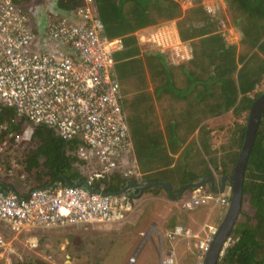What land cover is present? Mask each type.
<instances>
[{
    "label": "trees",
    "instance_id": "1",
    "mask_svg": "<svg viewBox=\"0 0 264 264\" xmlns=\"http://www.w3.org/2000/svg\"><path fill=\"white\" fill-rule=\"evenodd\" d=\"M13 1L32 14V9L36 10L34 23L43 32L50 22H57L63 15L88 5V0H47L48 4H40L38 8L29 4L32 0ZM95 1L103 4L100 17L118 27L121 34L118 36L124 40L125 73L120 79L116 70L119 62H116L112 77L118 85L122 107L138 116L131 117V137L141 170L146 173L145 179L165 180L173 186L174 192H179L181 187L213 174L209 162L215 169L222 167L223 176L233 173L246 136L249 110L264 93L263 82V90L251 95L264 78V0H227L232 22L239 21V46L227 43L219 31L221 24L200 5L202 0H194L196 4L186 9L184 15L177 0H93V4ZM173 19L180 38L192 50L189 60L177 64L170 61L166 51L139 42L140 31ZM36 33L40 31L36 29ZM9 113L10 109L0 103V123ZM228 114L232 125L226 129L227 137L223 140L220 135L226 123L220 119ZM214 117L220 119L211 126L209 122ZM141 119L144 124L139 132ZM19 122L22 121L16 118L8 120L9 129L19 132L22 129ZM183 122H186V131L177 136ZM195 128H199L197 140L201 145H196L191 137ZM34 136L43 138V142L38 146L25 144L20 149L26 153L29 168L42 166L50 172L51 178L59 173L67 174L72 183L81 177L77 170L68 172L72 162H83L77 153V142L75 153L66 150L67 144L75 140H57L44 126L34 127ZM3 138L0 136V140ZM163 148L167 152L162 151ZM151 154L154 157L151 158ZM180 156L184 163L176 177L157 171L165 165L172 166V160ZM109 179L106 176L96 183H104L106 192L119 191L126 185L123 177ZM1 183L0 188L8 190ZM240 216L231 242L217 264H264V114L245 167ZM16 264L30 262L24 258Z\"/></svg>",
    "mask_w": 264,
    "mask_h": 264
},
{
    "label": "built area",
    "instance_id": "2",
    "mask_svg": "<svg viewBox=\"0 0 264 264\" xmlns=\"http://www.w3.org/2000/svg\"><path fill=\"white\" fill-rule=\"evenodd\" d=\"M89 2L93 0L50 22L38 34L30 11L13 0H0V103L10 109L11 116L6 115L0 123V136H4L0 140V171L5 162L11 163L10 171L6 167L10 173L24 168L18 152L32 143L34 127L44 126L62 142L78 141L80 159L94 160L90 163L98 169V178L117 171L127 179L141 177L136 164L121 169L125 154L131 153L132 141L112 72L116 63L113 54L124 48V40L104 34L105 26ZM144 34L140 33V45L169 50L181 60L190 58L191 48L176 31L163 27L147 35L148 39ZM11 118L26 119L31 126L12 132L8 123ZM190 194L180 201L183 209L210 201L226 204L229 200L224 192L214 194L203 186ZM135 208L130 190L110 194L90 190L84 184L58 182L34 187L25 195L1 187L0 221L8 227L0 229V264H13L20 257L17 235L25 230L113 224L125 221ZM205 231V236L194 243L199 248L195 264H204L217 227L207 225ZM192 234L183 225L168 230L167 241H160L161 263L180 264L170 242L178 237L191 238ZM230 242L231 237L226 247Z\"/></svg>",
    "mask_w": 264,
    "mask_h": 264
},
{
    "label": "rangeland",
    "instance_id": "3",
    "mask_svg": "<svg viewBox=\"0 0 264 264\" xmlns=\"http://www.w3.org/2000/svg\"><path fill=\"white\" fill-rule=\"evenodd\" d=\"M48 1L47 0H32L29 4H32V6L36 5V7L39 8L40 4H43L44 2H48ZM181 4H187V3H181ZM92 6L94 8L95 13L98 14L97 16L100 17L99 14L102 12L103 4H100L99 2L95 1ZM32 11H33V16H34V12L36 10L32 9ZM182 14L184 15L183 11H182ZM183 15H181V16H183ZM100 19L105 26L104 34L106 36L114 37V36L121 35L118 32L119 31L117 29L118 27L113 26L107 18L103 19L100 17ZM225 23H226V20H225ZM235 23L236 24H234V26L238 27L239 21L236 20ZM168 25H169V23L165 22V23H162L161 26H158L157 29L152 27V28H147L145 30H142L145 33L144 34L145 39H148L147 35L154 34L156 31L161 30L163 27H167L171 31H175L174 29H172ZM140 33H141V31L139 32V37H140ZM125 35L126 34H124L122 36H125ZM143 49H145V47H143ZM125 55H127V53H126V51L123 52V50L115 52L113 54L114 60L116 62H119V65H116V70L119 72L120 79H122V77L124 76V73H125L124 72L125 64H123L124 61H122V59L125 58ZM261 83L262 84H258L256 86V88L251 92L252 96H254V94H256V92L263 90V82H261ZM125 110H126V114H127V118H128L129 127L131 130V126H130L131 117H138V116L132 114V112H129L126 108H125ZM229 116L230 115L228 114V115L221 117V121H224L223 122L224 124L226 123V125L223 128L224 130L222 131V133L220 135L221 136L220 139H223V140L226 139V137H227L226 129L230 125H232V122L230 124V122L228 121ZM248 117H249V113H248ZM241 121H244V120L241 119ZM143 124H144V120L141 119L139 124H138L139 125L138 126L139 132L142 131ZM212 124H213V122H212ZM21 126L26 127V126H31V125L29 124L28 121H26V119H23ZM150 129L154 130L155 128H154V126H150ZM42 140H43V138L34 136L31 145L38 146ZM218 143L219 142H217L216 144H218ZM74 146L75 145L73 143H68L66 146L67 147L66 150H72V152L75 153ZM162 151L167 152V150L165 148H163ZM156 154L157 153H154V155H156ZM154 155L151 154V158L154 157ZM23 156L25 158V164H23L24 168L21 169L18 177L21 180H23L24 183H27L28 181L34 182L37 178H42L43 176L50 174V172H48V170L42 166L40 168L35 167L34 169L29 168L28 164H27L26 153H24ZM182 159H183L182 156H180L179 159L176 157L175 159L172 160L173 166H168L169 165L168 164V165L164 166L165 168H158L157 171H159V173L164 174L165 176H168V177L171 176V178H174L181 172V165L184 163V162H182ZM90 162L94 163V160H90L89 162H86L85 164H80L78 162H72L71 166L68 169V172L70 173V172H72L73 169H76V170H78V172H80V174H83V171H86V175H90V174L94 175L98 169L96 167H94V165H92V163H90ZM208 164H209L211 170H213V172L215 170V173L217 174V176H221V173L223 171L222 167L215 169V168H213L214 166L210 162ZM6 169H8V168H6ZM22 173H25L24 178L21 177ZM159 173H154V175L159 174ZM4 174H6L4 177V178H6V176L10 173H8L6 170V172ZM111 175H114V173H110L107 176L110 177ZM120 176L125 178L123 174H120ZM102 178H104V177H102ZM135 178H137V177H135ZM98 179H100V178H98ZM98 179L94 178L93 183L95 186H97L98 189L103 190L106 185L102 182L96 183ZM1 184H3V183H1ZM158 193L161 195L162 191L159 190ZM224 193L226 194V196L228 198H230L231 194L228 191V189H226ZM152 194H153V191L149 189V190H146V192L143 194V196L140 199L133 198V201L136 202V208L129 215V217L123 222H118V223H113V224H102V225H98V226H97V224H94V225L87 226V227H85V226L81 227L82 225L81 226H76V225L70 226L71 228H75L78 230V233L74 232L73 234H74L75 238L79 239V242H71L72 244L68 243L67 244L68 248L65 251H63V253H61V254H54L52 252V254L47 257L44 264H160L159 256L161 257V245L159 243L162 239L165 241H167V240H166L165 236L162 237V235H161L160 240H159L157 233L154 231H151L150 236L154 240L153 241L152 239H150L148 237V233L150 230H152V229H150V227L152 228L154 226H160V228L163 231H165L164 227H163L165 221L162 222V218L159 217V215H157L158 208L159 209L161 208V206L163 205V202L161 200H157L155 198L148 199V196H152ZM142 198L143 199L145 198V200H141ZM227 207H228V204L218 205V206H216V208H213L209 204L204 205V206H198V207L193 208V209L197 210V211L193 212V214L196 217V219L200 220V222L202 221V219L204 221L208 217H209V219H212L213 221L217 222L218 220H220V218L222 216L224 217ZM179 208H180V206H179ZM158 214H159V212H158ZM153 221H154V223H153ZM237 222H239V221H237ZM160 223H162L163 225L162 224H161L162 226L159 225ZM171 223H174L173 218L168 220L167 226ZM0 226H2L4 228L8 227L7 224H5L1 221H0ZM94 226L98 227V229H99L98 232L96 231V227H94ZM218 226H219V224H218ZM67 228H69V227H66V228L62 227V228L57 229L56 231L57 232H60V231L66 232ZM193 229L195 231L198 230V228H193ZM91 230H94V232H91ZM113 231H115V232H113ZM116 231H118V232H116ZM25 232H27V230H25L22 233H20L19 235H17L18 240L20 239V237L22 238V236H24L26 234ZM80 236H82L84 238L81 239V238H79ZM71 239H72V237H71ZM188 241L189 240L180 241L176 246V254H177V257L180 261V264H195L197 261V255L199 253V248L197 246H195L194 240H193V243H191L190 247L187 248V245H188L187 242ZM155 243H157V244H155ZM170 243L171 244L176 243V239L171 240ZM55 247L57 248V246H55ZM70 247H72V248H70ZM165 247L167 248L166 245H165ZM76 248H78V249H76ZM22 249L25 253L27 251H29L30 254L32 255V257L35 256V254H39L35 250H31V249L27 250L24 248H22ZM22 249L17 248L18 251L19 250L21 251ZM32 251H34L33 254H32ZM69 255L71 257L76 256V259L71 260L69 258ZM131 256H135V260L130 263V257ZM24 257L26 260L25 255H24ZM33 264H37V263H33Z\"/></svg>",
    "mask_w": 264,
    "mask_h": 264
},
{
    "label": "crops",
    "instance_id": "4",
    "mask_svg": "<svg viewBox=\"0 0 264 264\" xmlns=\"http://www.w3.org/2000/svg\"><path fill=\"white\" fill-rule=\"evenodd\" d=\"M89 3L93 4V2H89ZM186 3L187 4H181V7H182L181 10L183 11V13H185L186 9L191 8V7H193L196 4L194 2V0H187ZM201 3L202 4H200V5H202L204 7V9L207 11V13L211 15V18L214 19V20H218L219 24H221L219 31H220V33L223 34V36H224L225 40L227 41V43L236 44V45L239 46L240 45V41H241V34H240V31H239V28L237 26H234L235 23H233L231 18H230L228 1L227 0H202ZM43 4H48V2H44ZM209 8H212L213 12L210 11ZM225 20H226V23H225ZM34 21H35L34 20V16H32V22H34ZM175 21L176 20L174 19V20L169 21L168 23L172 26V28L177 33H179L178 28H177V22H175ZM33 26H34V29H35V33H36V29H38V31H40V32L43 31L42 29H39L35 25V23H33ZM179 38H180V36H179ZM184 43H186V42H184ZM186 44H188V43H186ZM167 53H168V55H169V57L171 59L170 61L172 63H176V64L178 62L187 61V60H189L191 58V55H190L189 59H182L181 60V59L177 58L175 55L170 54L171 52H169V50L166 51V54ZM191 54H192V50H191ZM262 80H263L262 82H264V78ZM259 84H262V83H259ZM9 117H11V116L9 115ZM219 119H220V117H214V118H212V120H210L209 123L211 124V126H213L215 124V122L217 120H219ZM212 122H213V124H212ZM19 123H22V122H19ZM24 127L20 126V128H24ZM160 127L162 129H164V125H161ZM162 131L165 132V129L162 130ZM185 131H186V122H183V124L181 125L180 129L177 130L176 135L177 136H181V134L185 133ZM198 135H199V128H197V129L195 128V130H194L193 134L191 135V137L196 140V142H195L196 145H201V142L197 140ZM131 136L132 135H131V130H130V137ZM55 139H57V138H55ZM57 140H59V139H57ZM131 141H132L131 153L125 154V156H124L125 160L123 162V165H122L121 169L123 170V168L128 166L129 163L136 164L135 166L140 171L141 177L139 179H127V178H125L126 182H128L129 180H134L136 182L141 183L142 181L145 182V181L151 180V179H145L146 173H145V171L141 170V166L139 164V158L136 155L135 145L133 144L132 137H131ZM42 142H43V140L39 143V145ZM75 142L78 143V141H74V143L73 142H70V143L76 144ZM187 142H189V140ZM77 146H78V144H77ZM23 154L24 153H22L21 151L18 152V156L23 158L24 164H25V158H24ZM81 161H83V162H78V163H80V164H85L86 163L82 159H81ZM5 165H4V168L2 169V171H0V181H3L2 185L6 186L8 188V190H10V191H12V190L13 191H17V192L25 194V195L28 194L32 188L37 187L39 185L41 186V185H45L47 183L48 184H50V183L54 184V183H58V182H60L62 184H65V178L68 177L67 174H66V176H67L66 177V176H64L63 173H59L56 176L51 178V175L47 174V175L43 176L42 178H37L34 182L33 181H28L27 183H24L23 180H21L18 177V175H19L21 170H19V169L15 170V171L13 170L14 172L10 173L9 171H10L11 163L5 162ZM169 166H171V165H169ZM6 167H9V171H8V169H6ZM6 170H7L8 173H10L8 178H4L5 175H6V174H4L6 172ZM74 170H76V169L72 170L73 173H74ZM113 173H114V175H111V176H120V174H122L121 171H117V172H113ZM79 174H80V172H79ZM206 175L217 176L216 174H214V175L206 174ZM80 176L81 177L76 179L74 183H77L80 180H88L91 183V186L93 187V186H95V185H92L94 178L98 179V177H96V176H94L92 174L86 175V171H83V174H80ZM111 176L110 177L108 176V180H110L109 178H111ZM205 176L201 177L200 180L195 182V183L201 182L202 179L205 178ZM63 177H65V178H63ZM99 178H102V177H99ZM161 181L170 184L169 182H167L165 180L164 181L161 180ZM216 184H217V186H220V182H219L218 178H217V183ZM188 185H191V184H188ZM185 186H187V185H185ZM204 186L205 187H209V184H205ZM171 187H172L173 196H171L169 194V191L165 187L149 186V187H147V189H145L142 192V194H140V197H136V198L140 199L143 196V194L146 192V190L150 189V190L153 191V194H152V196H148V199L155 198V199L161 200L163 202V205L161 206V208L160 209L158 208L159 214L157 212V215H159V217L162 218V222L165 221L164 225L162 223L159 224V225H161V224L163 225L165 231H163L160 228V226H154L152 228L150 227V229H152L148 233V237L150 239H152L151 236H150V232L151 231L156 232L157 235H158V239L160 240L161 235H162V237H164L166 232L168 230L172 229L174 226L183 225L185 228H188V229H190L193 232L192 237L191 238H184V239L178 237L176 239V243H173L172 246H174L175 249H176V246H177V244L180 241L189 240L187 242L188 243L187 248H189L191 243H193V240H194V243H195L197 241V238L205 236V234H206L205 228H206L207 225H211V226L217 227L218 224L220 223V220L223 218V216L220 218V220L217 221L218 223L213 221L212 219H209V217L206 220H204V221L202 219V221L200 222V220L196 219V217L193 214V212H195L197 210H195V209H193V210L192 209H190V210L183 209L178 204L179 203V199L178 198L180 197L179 192H180L181 189L179 190V192H177V191L174 192L173 191V186H171ZM183 187H181V188H183ZM132 188H133V190H136V193L137 192L139 193L140 189L137 186L134 185ZM174 188H176V185H174ZM159 190L162 191L161 195L158 193ZM111 192H115V191H111ZM188 194H185V195L188 197ZM178 195H179V197H175V196H178ZM141 200H145V198L144 199L142 198ZM211 203H214V202H211ZM204 205H208V204H203V205H200V206H204ZM209 205H211L212 207L215 206L214 204H210V203H209ZM179 206H180V208L182 210L179 208ZM172 218L174 219V223H171V224H169L167 226L168 220H170ZM153 223H154V221H153ZM100 225H102V224H100ZM76 226H81V225H76ZM97 226H94V227H96V231L98 232L99 229H98ZM81 227H84V226H81ZM3 228L4 227L0 226V229H3ZM59 228H62V227L61 226L50 227V228L49 227H36L34 229L27 230V232H25L26 234L24 236H22V238L20 237L18 242H16L17 248L18 249L24 248V249H27V250L28 249L35 250L39 254H35V256L32 257V255L30 254L29 251H27L25 253L22 250V253L26 256V261L30 262L31 264H33V263H37L38 264L39 262L44 264L45 260L47 259V257L49 255L52 254V252L54 254H61V253H63V251H65L68 248V245H67L68 243L72 244L71 242H79V239L75 238L74 234H73L74 232L78 233L77 229L69 227V228H67L66 232H64V231L57 232L56 230L59 229ZM193 228H198V230L195 231ZM91 232H94V230H91ZM113 232H115V231H113ZM116 232H118V231H116ZM71 237H72V239H71ZM79 238L82 239L84 237L80 236ZM155 244H157V243H155ZM55 246H57V248ZM70 248H72V247H70ZM76 249H78V248H76ZM33 253H34V251H32V254ZM197 257H198V255H197ZM69 258L71 260H74V259H76V256H72L71 257L69 255ZM159 260H160V264H162L160 256H159ZM179 263H180V261H179Z\"/></svg>",
    "mask_w": 264,
    "mask_h": 264
},
{
    "label": "water",
    "instance_id": "5",
    "mask_svg": "<svg viewBox=\"0 0 264 264\" xmlns=\"http://www.w3.org/2000/svg\"><path fill=\"white\" fill-rule=\"evenodd\" d=\"M263 114H264V93L261 94L251 105V108L249 110L248 122L246 125V136L243 142V146L240 150L237 163L235 164L234 171L231 175L227 177L226 176L221 177L220 180L221 188L220 189L215 188L214 186L215 178L211 175H206L201 182L192 185V187H199L205 183H209L215 192H222L226 186V182L230 183L232 186V195L228 207L226 209V213L223 219L219 223L217 232L213 237V241L209 250L206 252L204 264H217L218 260L221 258V256L225 251L227 240L230 234L232 233V231L234 230L236 223L240 217L242 201H243V181H244L245 167L250 150L252 148L255 139L256 131L258 129ZM65 184L66 185L84 184L90 190L93 189L91 183L88 180H80L77 183H72L67 178H65ZM134 185L140 189L139 193L137 194H135V192L133 191L131 192L132 196L134 197L140 196V194H142V192L145 189H147V187L149 186L165 187L169 191V194L173 196L172 187L170 184L155 180H148L141 183L136 182L134 180H129L125 185V187L119 190V192H123L129 189L133 190L132 187ZM186 187L187 186L181 188L179 192L180 196L184 192ZM117 192H105V193L115 194ZM179 195L175 197H179Z\"/></svg>",
    "mask_w": 264,
    "mask_h": 264
},
{
    "label": "clouds",
    "instance_id": "6",
    "mask_svg": "<svg viewBox=\"0 0 264 264\" xmlns=\"http://www.w3.org/2000/svg\"><path fill=\"white\" fill-rule=\"evenodd\" d=\"M214 174H216L215 173V170H214V172H213V174L212 175H214ZM232 174V173H231ZM231 174H229V175H231ZM217 175V174H216ZM214 178H215V183H214V186H215V188H218V189H220L221 188V182H220V180H221V177H223V175H221V176H213ZM219 179V182H220V186H217V178ZM143 182V181H142ZM126 184H127V182H126ZM194 184H197V183H194ZM194 184H191V185H187V187L185 188V190H184V192L181 194V196L178 198L179 199V205L181 206V204H180V201L183 199V198H186L187 196L185 195V194H188V192H189V194H188V196H190L191 194V192L193 191V190H195V189H197V188H199V187H201V186H203V187H205L204 185L205 184H209V183H205V184H203V185H201V186H199V187H192V185H194ZM230 186H229V185ZM205 188H207L210 192H212V193H214V194H219V193H223V192H225V190L226 189H228V191L230 192V194L232 195V186H231V184L230 183H228V182H226V186H225V188H224V190L222 191V192H215L213 189H212V187L210 186V184H209V187H205ZM94 190H100V189H95V188H93ZM131 192L133 191V192H135V194H137L136 193V190H132V189H129ZM103 191V190H102ZM104 192H106V191H104ZM115 192H117V191H115ZM119 192V191H118ZM231 195H230V198H229V200H228V203H226V204H229V201H230V199H231ZM137 197H140V196H137ZM133 198H136V197H134L133 196ZM211 202H213V201H210L209 203H211ZM136 203V202H135ZM209 203H207V204H209ZM211 204H214V203H211ZM218 205H224V204H217V205H215V206H213V208H215L216 206H218ZM182 208V207H181ZM221 221V220H220ZM98 225V224H97ZM217 229H218V226H217ZM233 232V231H232ZM232 234V233H231ZM231 234H230V236L229 237H231ZM229 239V238H228ZM31 247V246H30ZM226 249V248H225ZM19 252H20V257L19 258H16L14 261H13V264H16L17 263V261L18 260H23L25 257H24V254L22 253V250L20 251L19 250ZM225 252V251H224ZM224 254V253H223ZM132 257H134L135 258V256H131L130 257V263L131 262H133V260H131V258ZM135 260V259H134Z\"/></svg>",
    "mask_w": 264,
    "mask_h": 264
},
{
    "label": "flooded vegetation",
    "instance_id": "7",
    "mask_svg": "<svg viewBox=\"0 0 264 264\" xmlns=\"http://www.w3.org/2000/svg\"><path fill=\"white\" fill-rule=\"evenodd\" d=\"M224 176H226V177H227V176H229V175H224Z\"/></svg>",
    "mask_w": 264,
    "mask_h": 264
}]
</instances>
